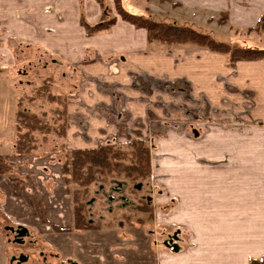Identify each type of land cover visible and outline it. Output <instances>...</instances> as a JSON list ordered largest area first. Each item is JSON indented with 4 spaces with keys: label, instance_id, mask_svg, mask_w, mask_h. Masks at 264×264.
Listing matches in <instances>:
<instances>
[{
    "label": "rangeland",
    "instance_id": "rangeland-1",
    "mask_svg": "<svg viewBox=\"0 0 264 264\" xmlns=\"http://www.w3.org/2000/svg\"><path fill=\"white\" fill-rule=\"evenodd\" d=\"M112 1L110 18L123 20ZM230 1L236 3L218 0L203 10L186 0H131L157 21L189 26L220 42L247 47L261 43L264 35L249 27L255 26L252 10L251 19L246 16L255 2L239 0L232 13ZM41 3L34 0L25 9H13L8 0H0V68L11 85L3 98L0 84L3 134L14 123V136L3 142V151L8 150L4 156L10 159L7 174L0 175V264H18L12 258L21 256L28 257L24 264H252L253 260L264 264V154L247 151L237 156L230 151L264 146V125L247 107L253 100L240 96L242 101L228 100L220 106L211 92V99L195 95V85L186 77L143 78L136 73L132 75L136 82L144 83L133 86L146 93L152 106L144 107L136 118L121 97L112 106H101L108 119L106 131L96 132L103 137L91 138L89 129L99 128L89 123L95 116L89 112L77 122L69 116L71 99L77 98L73 84L79 81L71 77L72 67L58 64L53 53L38 48L33 43L38 38L31 41L9 28L13 18L21 27L34 28L35 35L49 36L35 27L37 15L31 7ZM52 6L38 7L36 13L61 17ZM243 20L247 22L236 24ZM188 47L152 51L178 60L174 49H200ZM222 80L226 87V77ZM113 86L115 97L121 85ZM21 110L40 118L49 133L35 132L36 148L19 156L16 116ZM246 113L250 118L244 117ZM19 131L26 133L21 127ZM136 141L149 151V177L132 180L116 171L100 177L88 190L72 182L74 152L111 145L131 155L130 145ZM230 165L248 175L239 178L247 183L231 188L233 197L217 194L214 184V169L225 172ZM76 203L84 205L86 222L91 224L87 230L75 228ZM20 227L28 230L21 244L11 231Z\"/></svg>",
    "mask_w": 264,
    "mask_h": 264
},
{
    "label": "crops",
    "instance_id": "crops-1",
    "mask_svg": "<svg viewBox=\"0 0 264 264\" xmlns=\"http://www.w3.org/2000/svg\"><path fill=\"white\" fill-rule=\"evenodd\" d=\"M33 1L8 0V6H12L13 9L23 6L25 9L26 5ZM106 1L107 5H112V0ZM180 1L185 2V0ZM189 1L195 2L190 4L192 7L205 10L212 7L209 2L217 4L215 1L218 0H186V2ZM219 1L222 3L223 0ZM248 1L256 4V6L251 9L248 7V10H246L248 20L251 19L249 15H252V12L254 13L255 26H252V24L251 26L248 25L254 29L259 17L264 18V0ZM230 2V10L233 13L234 9L238 8L239 0H235L236 3ZM46 5H54L52 7L58 8V13L62 18H57L54 15L48 17L36 13V11L40 10L36 8ZM124 7L129 11H143L136 9L131 0H125ZM31 8H33L32 12L34 15H37L35 27L41 29L43 33L49 36H37L34 34V28L29 26L27 28L24 25L21 27L13 18L10 20L9 28L12 32L18 33V35L28 37L31 41V38H38V40L33 41V43L36 42L38 44V48L46 49L50 54L53 53L57 57L58 64L72 67L71 77L76 78V80L79 78V81L73 84L77 90V98L71 99L69 116H74L73 120L77 122L81 115L85 117L89 115V112L93 114L90 116L95 117H90L89 123H95V125H99V128L89 129L90 134H88L91 138L103 137L96 134V132L106 131L104 124L108 122V119L104 118L105 114L103 112L106 110L100 109L101 106H112L113 101L121 97V99L127 101L125 106L130 108L129 111H131L133 118L140 117L144 107L147 109L152 106L151 102L146 101V93L142 92V89L133 86L134 83L139 81L138 79L136 82L137 79L132 76L136 73L143 78L146 76L150 78L151 76L186 77L188 81L194 83L195 95L211 99L209 94L211 92L214 95L215 103L220 104V106H224L228 100L242 101L239 99L240 96H243L244 100L251 99L253 101H250L247 107L252 110L251 115L264 125V58L241 59L237 60L235 65L229 66L227 65L225 54L200 49L199 51L191 49L180 50V48L173 51L178 59L175 60L174 57L166 56L163 51H152L147 41V32L135 28L120 18L117 19L116 24L109 32L88 36L86 29L81 23L82 20L84 19L86 24L92 27L97 26L101 23V18H103L104 14L96 0H42L40 6L37 4L36 7ZM220 10H222V7ZM256 11L259 12L255 15ZM30 15L33 16L32 14ZM246 22L243 20L241 22L238 21L236 24L240 23L239 25H243ZM262 34L264 35V31L259 35ZM249 44L250 48L264 50V40L261 43ZM186 53H189L190 56H186ZM2 70L0 68V84L3 92L1 94L4 98L5 88L10 90L11 85L10 82L7 83V78H5V73ZM222 77H226V81H228L226 87L222 85ZM219 78H221L220 81H218ZM218 82H220V85ZM116 84L121 85V87L117 91V96L114 97L111 91L113 89L117 90L113 86ZM239 92H249L251 94L249 97L245 93L240 95ZM244 106L246 107L245 104ZM138 110H140V114ZM157 112L159 114V110ZM244 117L250 118L247 113ZM119 118L122 119V116H119ZM4 120L0 111V155L8 152V150L3 151L4 139L7 138L6 140H8L9 137L14 136L13 122L10 132L3 134L5 132ZM245 120L248 121L247 119ZM252 129L254 128L252 127ZM252 129L248 128V135L253 134L254 131ZM261 131H264V127ZM79 140L81 141L80 138ZM86 143L85 145L88 146V142ZM230 151L231 153L235 151L236 155L244 154L247 151L253 154L257 152L264 154V146L255 147L252 145L241 150L231 148ZM225 169V172L219 168L214 169V184L220 188L216 189V193L221 195L224 192L226 195L233 197L234 192L231 191V188L247 183V180L239 182V178L247 179L248 175H244L242 169L239 171L238 167L235 169L231 165ZM221 200H223L222 197H220L219 201Z\"/></svg>",
    "mask_w": 264,
    "mask_h": 264
},
{
    "label": "trees",
    "instance_id": "trees-1",
    "mask_svg": "<svg viewBox=\"0 0 264 264\" xmlns=\"http://www.w3.org/2000/svg\"><path fill=\"white\" fill-rule=\"evenodd\" d=\"M96 1L101 6L104 14L103 18H101V23L97 26L92 27L86 24L84 19L82 20L81 23L86 29L88 36L110 31L117 21L114 17L110 18V11L106 0ZM114 1L117 11L124 21L130 23L137 29H142L147 32V41L151 48L189 46L207 49L214 53L227 55L231 66L237 59L264 58V50L262 49L250 48L242 44L220 42L207 33L199 32V30L197 31L192 27L157 21L148 11H129L124 7L125 0ZM262 29H264V18L258 21L255 31L257 33L260 31L261 33L263 31ZM16 123L18 124L17 130L19 136L17 144L15 145V153L19 156L30 153L36 148L33 136L35 132L49 133L47 132V126L43 125V121L40 118L36 115L23 112L22 110L17 113ZM64 126L65 124L61 126L62 133L65 131ZM20 127L26 130L25 134L19 131ZM130 147L132 148L131 155L117 150L111 145L74 152L72 156V182L81 184L82 187L88 190L90 186L98 182L100 177H109L116 171H119L120 174L124 173L127 178L132 180L149 177L150 158L148 149L141 141L131 143ZM9 159V155H0V175L7 174L9 167L6 162ZM77 203L74 207L75 228L77 230H87L91 227V224L89 225L86 222L84 205H77ZM252 264L260 263L259 261L253 260Z\"/></svg>",
    "mask_w": 264,
    "mask_h": 264
},
{
    "label": "water",
    "instance_id": "water-1",
    "mask_svg": "<svg viewBox=\"0 0 264 264\" xmlns=\"http://www.w3.org/2000/svg\"><path fill=\"white\" fill-rule=\"evenodd\" d=\"M21 230L22 231L19 233L20 234V239L25 238L27 236V234H28V230L27 229H23L22 228ZM18 242L21 244L22 240L21 241L19 240ZM20 258L21 259H19V264H24V263H26L28 261V257L21 256Z\"/></svg>",
    "mask_w": 264,
    "mask_h": 264
},
{
    "label": "flooded vegetation",
    "instance_id": "flooded-vegetation-1",
    "mask_svg": "<svg viewBox=\"0 0 264 264\" xmlns=\"http://www.w3.org/2000/svg\"><path fill=\"white\" fill-rule=\"evenodd\" d=\"M21 228H22V227L18 228L17 230H15V229H11V231H12V232L15 234V236H16V239H15L16 241H19V240L21 241V240H23V238L20 239V234H19V233L22 231ZM22 243H23V241H22ZM12 259L14 260V261L12 260L13 262H17V263L19 264V260H17V258L14 257V258H12Z\"/></svg>",
    "mask_w": 264,
    "mask_h": 264
}]
</instances>
